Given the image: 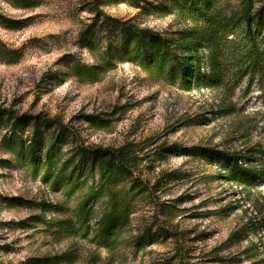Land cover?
<instances>
[{
  "label": "rangeland",
  "instance_id": "1",
  "mask_svg": "<svg viewBox=\"0 0 264 264\" xmlns=\"http://www.w3.org/2000/svg\"><path fill=\"white\" fill-rule=\"evenodd\" d=\"M93 1L33 0L32 6L19 7L15 0H0V15L16 24L7 28L0 22V106L30 118L57 116L87 146L132 144L139 157L136 172L117 183V201L133 212L115 245L99 246L98 218L88 222V231L76 218L98 171L89 165L76 171L74 163L83 160L75 143L63 137L52 177L45 179L44 164L36 168L28 160L30 129L8 142L14 138L10 121L2 119L0 264H264V77L250 67L251 59L236 66L219 50L222 83L185 89L151 70L147 61L154 44L147 39L144 60L111 66L104 54L110 40L89 27L95 22ZM102 1V13L168 39L179 55L188 53L193 24L171 0H139L138 6L132 0ZM230 2L239 8L238 0ZM241 25L229 38L241 36ZM198 54L200 74L208 75L210 52L201 46ZM43 133L39 161L56 135L52 129ZM218 151L236 154L257 176L226 179L228 166L211 154ZM60 169L64 178L85 176L84 186L70 196L63 184L53 189ZM121 186L134 189L126 194ZM154 209L161 210L163 224L183 231L181 241L155 236L143 245L135 242L148 225L157 229L150 217Z\"/></svg>",
  "mask_w": 264,
  "mask_h": 264
},
{
  "label": "trees",
  "instance_id": "2",
  "mask_svg": "<svg viewBox=\"0 0 264 264\" xmlns=\"http://www.w3.org/2000/svg\"><path fill=\"white\" fill-rule=\"evenodd\" d=\"M32 1L15 0L14 5L30 7L33 5V3L31 4ZM138 1L132 0L131 3L138 6ZM171 1L173 8L193 24L187 35L190 41L185 43V49L188 53H184V55L175 53L170 48L171 44L168 39L161 38L151 30L139 28L130 20L120 21L102 13L99 9V5L103 4L102 0L90 2L89 9L95 14V22L89 27H97L103 32L107 40H110V43L104 48V54L107 55L108 59L106 63L109 64L110 61L111 66H115L117 62L144 60L147 53L145 49L147 39V44H154L150 52V59L147 61L148 66H152L151 70L158 72L161 77L168 78L172 82L178 81L185 89L192 85L218 86L222 83L219 69H217L220 65L217 58L219 50L226 54V58L234 60L236 66L241 65V60L248 61L251 59L250 67L256 68L259 75L264 77V0H238L239 8L232 7L230 0ZM227 12L230 14L228 15ZM0 22L7 28L16 27L15 21L2 15H0ZM240 23L243 25H241L239 39L229 38L232 30L236 29ZM116 38L117 42L115 43L113 40ZM230 44L234 46L228 49V52L225 51V48L231 46ZM201 46L210 52L209 61L212 70L208 75H202L199 71L200 56L198 49ZM2 119L10 121L11 136L14 138H9L8 142L20 140L15 135L19 136L21 132L30 129L32 136L29 142L31 149L28 160L36 168L40 164H44L45 179L52 177L54 153L58 150L59 140L64 137L65 142L75 143L74 151L77 152L83 162L74 163V169L83 171L90 166L88 169H95L99 175L98 182L88 188L86 195L78 204L76 218L80 226H87V231L89 229L88 222L98 218L97 230L94 234L96 243L101 247L112 248L115 245L116 237L122 232L133 212V208L128 203L123 204L120 200L117 201L120 192V189H117V183L122 180V177L124 179L133 177L134 172H136L135 166H137L139 158L136 153L137 149L130 143L117 148L84 145L81 142L79 132L64 124L57 116L42 118L35 115L30 118L26 113L19 114L16 110L0 106V121ZM49 129L54 130L56 135L45 153L44 160L39 161V154L37 153L42 147L39 136L44 135L43 130ZM211 154H213L214 159L221 160L228 166L225 173V178L228 180H241L245 174L253 175L254 178L257 176L254 169L239 164L238 156L234 153L218 151ZM68 164L69 161H65L63 166L66 168ZM60 173H62L61 169L59 172L57 171L51 185H53V189H57L56 185L63 184L66 191L68 189L65 192L67 196H70L76 189L83 187L86 182L85 176L64 178L59 176ZM131 184L135 185L137 181L134 180ZM140 185H143L142 181H140ZM128 188L126 190L124 186H121V189L126 190V194L131 191L130 188L134 189L133 186ZM102 199L106 200L105 204L99 202ZM129 199L131 200L132 197ZM123 201H126V198ZM51 206L42 203L44 208L48 209ZM159 214H161V210L154 209L153 214L150 215L152 221L157 220V229L152 231V227L148 225L151 229L141 231L135 237L134 240L137 244L149 243L155 236L165 240L170 238L174 241H181L183 231L176 225L163 224L159 219ZM152 224L154 225L155 222ZM44 259L48 260V258L38 260ZM55 259L56 257H53V260ZM29 261L30 259L27 260L28 263ZM183 263L190 264L184 260ZM183 263L178 262L177 264Z\"/></svg>",
  "mask_w": 264,
  "mask_h": 264
}]
</instances>
